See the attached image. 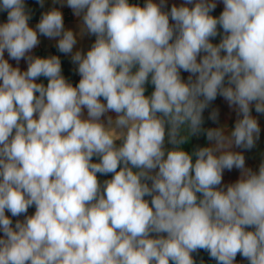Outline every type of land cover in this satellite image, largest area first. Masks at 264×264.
<instances>
[{"label": "clouds", "instance_id": "obj_1", "mask_svg": "<svg viewBox=\"0 0 264 264\" xmlns=\"http://www.w3.org/2000/svg\"><path fill=\"white\" fill-rule=\"evenodd\" d=\"M52 3L32 27L26 0H0V264H196L200 250L264 264V161L254 171L234 150L260 138L264 0ZM40 36L78 83L59 56L33 55ZM218 96L236 112L230 130L203 127ZM201 134L208 146L186 151Z\"/></svg>", "mask_w": 264, "mask_h": 264}, {"label": "crops", "instance_id": "obj_2", "mask_svg": "<svg viewBox=\"0 0 264 264\" xmlns=\"http://www.w3.org/2000/svg\"><path fill=\"white\" fill-rule=\"evenodd\" d=\"M145 0H139V3L141 4V6H143ZM183 2V0H167V4H168V8L170 9L172 4H176L179 5ZM26 4L27 7L31 10L32 13V18L29 21L30 26L34 27L36 25V23L39 22L40 16L44 11L49 10L51 7H53V3L52 0H45V5L43 8L40 7V5L38 4L37 1H29L26 0ZM56 7H59V5H55ZM63 13V17H64V24L66 28H70L73 30L78 31V25L80 23V21L78 20V18H76L73 15V12L70 8H68L67 6L63 7L60 9ZM223 10V4L222 3H218L217 4V8L214 10V12L212 13V15L214 16H218ZM7 20V13L6 12H0V23L6 22ZM222 31V30H221ZM40 44L37 48H35L33 50V55L36 56H40V57H47L49 55H57L60 57L61 59V65H62V71H63V75L70 81L73 83V85H75L76 82V72H75V66L71 63V59L70 56H66L63 53H60L57 48L55 47V40H49L46 37L40 36ZM94 37H88L85 36L83 39H78V43L74 49V51L76 49H84L85 51L90 47L91 43L94 41ZM220 40V36L216 37L212 42L213 43H218ZM6 58H7V54H6ZM10 63H12L15 66V61H10ZM20 68L22 70H26L27 68V64L25 61L21 60L20 62ZM182 77L187 80V77L189 75V73H185L182 72L181 73ZM39 82H43L45 85L47 84V80L43 77L39 78V80L37 81ZM153 90V86L148 85L147 86V92L146 95L150 94ZM220 96H218L217 98H219ZM213 102H211V104L209 105V107L207 109H205L206 111H213V110H218V112H221L222 115V119H218L216 122H213V128L215 127H225L226 129L230 130L234 127L235 124V119L231 118V116H228L229 118H224L226 116V114H224L223 112L225 111H229L232 110V108H226V106H224V101L222 97H220L219 99H217ZM111 115H113V117H115L114 113H111ZM264 131H262V134L260 133V138L259 140L256 142V146L251 149V150H243V149H239L236 148L234 150L236 151H242L243 154L245 155V162H246V167H250L252 168L254 171H258L259 165L262 161H264ZM209 142L207 141V145L208 146ZM94 162L95 158H94ZM98 177L101 181H103L104 179H109L110 178V174L109 176H99ZM239 177V170L233 169L231 172L225 171L224 173V183H231L234 182L236 179H238ZM35 211V208H30L28 210V214H33ZM6 215L10 216V213L6 212ZM15 219L17 218H13V221L15 222ZM19 219H23V217H19ZM2 234V233H0ZM203 250H200L198 254H193L194 258L196 260V264H200L201 261V255H202ZM236 261L237 264H248V262L246 260H244L239 254L236 257ZM207 264V263H204Z\"/></svg>", "mask_w": 264, "mask_h": 264}, {"label": "rangeland", "instance_id": "obj_3", "mask_svg": "<svg viewBox=\"0 0 264 264\" xmlns=\"http://www.w3.org/2000/svg\"><path fill=\"white\" fill-rule=\"evenodd\" d=\"M220 98V97H219ZM217 98V99H219ZM224 100V99H223ZM225 101V100H224ZM224 106H226V108H230L227 104V102H224L223 104ZM212 111H204L203 113V117H204V124H203V127L205 129L207 128H213V121L211 119H209V116L211 114ZM219 115H218V119H222V115H221V112H218ZM224 114H226V116L224 118H229L228 116H231V118L233 119H237V115H236V112L232 109V110H229V111H225L223 112ZM252 115L254 117L257 118L258 120V123L260 125V128H261V134H262V131H264V114H258L255 112V109L253 107V110H252ZM264 140V139H263ZM207 145V139H206V136L201 134L199 137H191L189 142L186 143L185 145H183L184 149L186 151H193L196 147L200 146V147H203V146H206Z\"/></svg>", "mask_w": 264, "mask_h": 264}, {"label": "trees", "instance_id": "obj_4", "mask_svg": "<svg viewBox=\"0 0 264 264\" xmlns=\"http://www.w3.org/2000/svg\"><path fill=\"white\" fill-rule=\"evenodd\" d=\"M29 1H37V0H29ZM130 2L131 3H137V4L141 5L139 3V0H130ZM201 260H203V262L207 263V264H217V262L215 260L211 259L209 257V254L204 250H203L202 255H201Z\"/></svg>", "mask_w": 264, "mask_h": 264}, {"label": "built area", "instance_id": "obj_5", "mask_svg": "<svg viewBox=\"0 0 264 264\" xmlns=\"http://www.w3.org/2000/svg\"><path fill=\"white\" fill-rule=\"evenodd\" d=\"M79 79H80V77H79V75L76 73V82H77V83H78Z\"/></svg>", "mask_w": 264, "mask_h": 264}]
</instances>
